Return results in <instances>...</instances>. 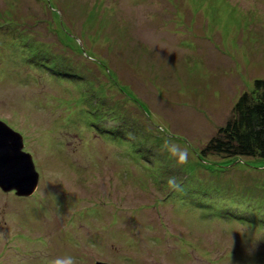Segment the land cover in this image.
<instances>
[{"label":"rangeland","instance_id":"1","mask_svg":"<svg viewBox=\"0 0 264 264\" xmlns=\"http://www.w3.org/2000/svg\"><path fill=\"white\" fill-rule=\"evenodd\" d=\"M263 78L264 0H0V120L39 174L0 190V264H264V160L200 156Z\"/></svg>","mask_w":264,"mask_h":264},{"label":"trees","instance_id":"2","mask_svg":"<svg viewBox=\"0 0 264 264\" xmlns=\"http://www.w3.org/2000/svg\"><path fill=\"white\" fill-rule=\"evenodd\" d=\"M207 155L264 160V78L256 79L250 92L239 95L224 126L200 149L201 157Z\"/></svg>","mask_w":264,"mask_h":264},{"label":"water","instance_id":"3","mask_svg":"<svg viewBox=\"0 0 264 264\" xmlns=\"http://www.w3.org/2000/svg\"><path fill=\"white\" fill-rule=\"evenodd\" d=\"M23 149L22 136L0 120V190L28 198L38 187L39 174L32 156Z\"/></svg>","mask_w":264,"mask_h":264},{"label":"clouds","instance_id":"4","mask_svg":"<svg viewBox=\"0 0 264 264\" xmlns=\"http://www.w3.org/2000/svg\"><path fill=\"white\" fill-rule=\"evenodd\" d=\"M168 150H169V153L172 155H175L178 152L180 153V155L177 158V162L179 164L186 163V158H187L186 148L181 149L179 146H172ZM168 184L173 188L177 187V183L174 178H169ZM64 264H75V262L71 257H67V258H64Z\"/></svg>","mask_w":264,"mask_h":264}]
</instances>
